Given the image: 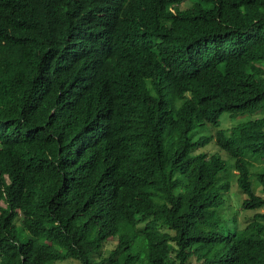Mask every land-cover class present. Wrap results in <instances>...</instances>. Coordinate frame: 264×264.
Wrapping results in <instances>:
<instances>
[{"label":"trees","instance_id":"obj_1","mask_svg":"<svg viewBox=\"0 0 264 264\" xmlns=\"http://www.w3.org/2000/svg\"><path fill=\"white\" fill-rule=\"evenodd\" d=\"M263 109L264 0H0V264H264Z\"/></svg>","mask_w":264,"mask_h":264},{"label":"rangeland","instance_id":"obj_2","mask_svg":"<svg viewBox=\"0 0 264 264\" xmlns=\"http://www.w3.org/2000/svg\"><path fill=\"white\" fill-rule=\"evenodd\" d=\"M189 5H190L189 3H185V4L181 5V8L185 9ZM182 103H183V100H178L176 102V104L178 106H182ZM261 115L264 116V109L261 111L252 113V114H246L244 116H239L236 118H233L232 116L225 113L221 117V126L220 127L229 130L242 121H245L248 119L250 120V119L258 118ZM217 130H218L217 127L209 125V126H207L206 130L197 129L194 132V138H198V136H201V134H204V135L212 134L213 138H214L211 144L207 145L204 148H201L199 150V152L206 153L209 156H211L213 154H220L223 159H225L226 161H229L230 157L226 153L222 152L215 143ZM245 158L248 160L249 167H250V178H251L252 190L254 191L255 195L262 196V193L260 190L261 187L258 185L257 180H256V174L258 172H261L264 169V162L256 159L255 157H253L252 155H250L248 153L245 155ZM233 164H234V161L231 160L230 161V167H231L230 191L228 193L224 194V197L226 199V203H224L223 207H221L219 210V214H220L221 218H224V219H222V223L220 225H221V227L227 225V227L231 230H235V229L241 230V229H244L245 227H247L249 225L254 214L264 213V208L259 209V210H252V211H250V210L244 211L242 209V203L246 199V196L241 192V190L238 186L237 179L235 176V174H237V172L233 169ZM17 224L20 225V221H17ZM163 230L167 231V232H171L169 230V228H164ZM173 235H175L174 232H173ZM116 246H117V242L107 244L106 246H104L101 254L99 256L94 255V258L97 259L98 261H100L102 259H107L110 255V253L115 249ZM50 264H81V263L77 260L66 259V260L57 261V262L50 263Z\"/></svg>","mask_w":264,"mask_h":264}]
</instances>
